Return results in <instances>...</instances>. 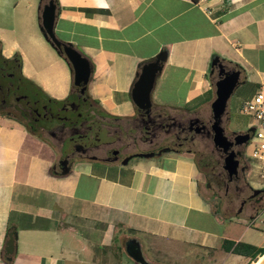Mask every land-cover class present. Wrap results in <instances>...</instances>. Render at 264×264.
Wrapping results in <instances>:
<instances>
[{"label": "crops", "instance_id": "1", "mask_svg": "<svg viewBox=\"0 0 264 264\" xmlns=\"http://www.w3.org/2000/svg\"><path fill=\"white\" fill-rule=\"evenodd\" d=\"M12 1L0 0L2 18L12 16L4 10ZM55 2V33L89 59L86 90L111 117L136 116L133 84L161 51L166 60L151 91L157 106L211 114L215 56L240 70L227 120L243 113V102L259 89L264 93V0ZM6 24L0 22V33L14 31L12 20ZM0 46L5 58L20 54L21 74L50 98L69 95L71 70L51 46L3 37ZM50 65L59 66L61 78H48ZM253 122L247 118L241 131ZM68 149L0 112V264H137L123 250L129 237L154 264H252L247 244L264 247V208L220 214L199 187L194 154L163 152L126 164L76 160L61 174ZM11 230L15 251L8 261ZM237 244L244 252H235Z\"/></svg>", "mask_w": 264, "mask_h": 264}, {"label": "flooded vegetation", "instance_id": "2", "mask_svg": "<svg viewBox=\"0 0 264 264\" xmlns=\"http://www.w3.org/2000/svg\"><path fill=\"white\" fill-rule=\"evenodd\" d=\"M44 2L46 0H41V4ZM226 65L228 69L233 68ZM18 68L16 62L11 63L2 56L0 48V112L22 121L32 130L44 133L59 143H67L69 149L63 158H67V165L83 159L122 161L137 153H157L161 150L197 155L212 140L210 113L193 114L181 109L163 108L152 102L148 111L137 109L134 118H115L105 114L87 90L81 93L78 88L73 97L61 103L39 96L21 74V68ZM227 135L231 137L232 133ZM211 148L212 152L222 158L221 151L214 145ZM242 149L235 147L236 152L243 153ZM62 160L59 162L60 168ZM244 166L245 169L231 180L223 169L217 174L211 172L212 182L216 188L224 187V194H228V189L233 187L234 197L240 198V207L250 203L252 209H255V204L264 203V191L253 194V188L247 182L241 185L247 164ZM207 186L211 188L210 182ZM245 186L252 193L243 196ZM216 206L219 210L223 209L222 199L218 198Z\"/></svg>", "mask_w": 264, "mask_h": 264}, {"label": "water", "instance_id": "3", "mask_svg": "<svg viewBox=\"0 0 264 264\" xmlns=\"http://www.w3.org/2000/svg\"><path fill=\"white\" fill-rule=\"evenodd\" d=\"M57 18V5L54 0H46L39 6V28L45 40L50 46L70 64L73 72L74 84L83 93L88 86L91 77V64L87 57L79 52L70 42L61 40L55 33V22ZM166 52H159L155 58L140 68L137 79L132 88V101L138 110L148 111L152 107L151 91L153 89L155 79L158 73L161 72L163 63L166 60ZM210 75H215L214 87L215 98L211 102V139L214 147L222 152V169L231 180L237 177L240 171L245 169L240 167L239 156L242 152H236L235 147L244 148L253 132L254 126H249L243 132H232L229 137L225 131L224 118L227 114L228 100L235 88L239 86L242 81L240 80V70L236 68L228 69L227 65L215 56L210 63ZM165 150L154 152H141L124 158L121 164H126L133 157H153L160 155ZM243 155V153H242ZM61 174L69 171L67 165V158L61 161ZM264 191L263 188H253V194ZM242 207L238 210L241 211ZM5 254L8 261L11 260L15 251V230L9 232V237L5 245ZM123 250L125 254L137 264H154L149 262L143 255L140 242L135 237H129L124 241ZM257 264H264V254Z\"/></svg>", "mask_w": 264, "mask_h": 264}, {"label": "rangeland", "instance_id": "4", "mask_svg": "<svg viewBox=\"0 0 264 264\" xmlns=\"http://www.w3.org/2000/svg\"><path fill=\"white\" fill-rule=\"evenodd\" d=\"M39 6H40V0H15L12 1V3H9V5L8 4L4 5L5 12L10 13L9 15L12 16L8 18H2L0 15V22L5 25L9 20L10 21L12 20L13 22L12 27L14 31L11 32L9 29L10 27H7L8 25L6 24L7 26H4L3 28L7 27L9 31L1 32L0 37L6 38L9 42L13 40H17L20 44H25L27 42L29 43L31 40H40L44 44L50 46V44L45 40L39 28V19H38ZM66 66H67V72H69L70 69L67 63ZM48 69L49 70L47 71L46 74L48 78H50L53 81L57 80V78H61L62 72L59 69L58 65H50ZM233 103H234V97L231 99V101H229L231 108L233 106ZM205 113L207 114L208 112ZM247 118L252 120L251 117L244 115L243 113L240 112L238 113L237 111L231 112V114L229 115V120H227L226 117L224 118V127L226 133L243 132L241 130L244 128L245 121ZM255 123L256 122H253V124ZM211 147H213L212 140L208 144V147L206 149L202 148L201 149L202 151L201 150L198 151L197 155H195L199 163V169L201 171V179H200L199 187L202 193L209 198L213 208L215 210L217 209L220 214H224V215L236 214L237 212H239L238 210L240 209V198L236 199L234 197L235 196L234 188L230 187V189H228V194H224L225 188L224 187L216 188V186L212 182L213 177H211V174L212 173L217 174L220 171V169H222V158L218 157L214 152H212L213 150ZM205 158H207V160H205ZM216 160L219 161L218 165L214 164ZM246 163L250 164L251 170L248 174L246 172L244 173L243 176L244 180H242L243 182L241 181V185L243 186L245 181L252 188H256V189L263 188L264 176L261 175L262 171L259 168L260 163L256 159L252 158L251 149L249 145L245 146L243 149V156L240 159V167H242V165ZM208 182H210L211 188L207 186ZM250 193H252L251 190L247 188V186H245L243 196L249 195ZM215 195H219V197ZM218 198H220V200L222 199L223 209L221 210H219V208L216 206V203L218 202ZM256 205L258 204H255V206ZM241 211H243L244 214H249L250 212L254 211V209H252L250 203H247L243 205ZM262 219L263 217H260L257 220V224H262L261 223ZM176 256H181V254L174 255L171 257L174 258ZM147 257L148 259H151L149 256ZM261 258L262 256H259L257 260H255L254 263L252 264H257V262L261 260ZM157 259L164 260L165 262H169L167 260L169 258L161 257Z\"/></svg>", "mask_w": 264, "mask_h": 264}, {"label": "built area", "instance_id": "5", "mask_svg": "<svg viewBox=\"0 0 264 264\" xmlns=\"http://www.w3.org/2000/svg\"><path fill=\"white\" fill-rule=\"evenodd\" d=\"M243 114L251 117L254 122L255 131L247 145L250 146L251 156L261 165L262 176H264V93L259 89L250 98L245 100L241 106ZM246 145V146H247Z\"/></svg>", "mask_w": 264, "mask_h": 264}, {"label": "trees", "instance_id": "6", "mask_svg": "<svg viewBox=\"0 0 264 264\" xmlns=\"http://www.w3.org/2000/svg\"><path fill=\"white\" fill-rule=\"evenodd\" d=\"M0 48H1V46H0ZM7 60L9 61V62H11V63H13V62H16L17 63V65H18V67L19 68H21V62H22V59H21V56H20V54L19 53H15V54H13V56L11 57V58H7ZM67 64H68V62H67ZM69 65V68L71 69V66H70V64H68ZM18 68V69H19ZM71 76H72V83H71V92L69 93V95L66 97V98H64V99H62V100H56V99H54V100H56L57 102H59V103H61V102H64V101H66L67 99H69V98H71V97H73L74 96V92L78 89V87L74 84V81H73V72H72V70H71ZM24 77V76H23ZM25 78V77H24ZM25 80L27 81V82H29L33 87H34V89L37 91V93L39 94V96H44L45 98L47 97H49L45 92H43L42 90H41V88L39 87V86H37L34 82H32V81H30V80H28L27 78H25ZM50 98V97H49ZM53 99V98H52ZM20 121V120H19ZM197 159V158H196ZM217 162V164H218V160H216ZM198 162V161H197ZM198 165H199V163H198ZM258 194V193H257ZM264 208V203H260V204H258L257 205V207L254 209V211H260V210H262ZM242 245V244H241ZM250 248H252V251L250 252L251 253V258L253 259V260H257V257L258 256H262L263 254H264V247H261V248H257V247H255V246H252V245H249V244H247ZM240 244H237L236 245V247L234 248V250H235V252H237V253H242V252H244L242 249H240ZM242 252H241V251Z\"/></svg>", "mask_w": 264, "mask_h": 264}]
</instances>
